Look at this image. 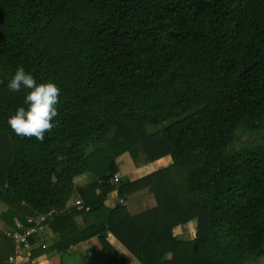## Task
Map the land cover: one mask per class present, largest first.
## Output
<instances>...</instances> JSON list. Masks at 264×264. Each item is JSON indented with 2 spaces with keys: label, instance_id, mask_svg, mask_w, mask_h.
Returning a JSON list of instances; mask_svg holds the SVG:
<instances>
[{
  "label": "trees",
  "instance_id": "16d2710c",
  "mask_svg": "<svg viewBox=\"0 0 264 264\" xmlns=\"http://www.w3.org/2000/svg\"><path fill=\"white\" fill-rule=\"evenodd\" d=\"M238 127L264 129V0H0L3 224L48 213L54 249L95 237L104 264H129L108 233L139 264H245L264 245V141L231 149ZM125 152L171 162L111 183ZM113 190L154 205L108 207Z\"/></svg>",
  "mask_w": 264,
  "mask_h": 264
},
{
  "label": "crops",
  "instance_id": "0c3cea01",
  "mask_svg": "<svg viewBox=\"0 0 264 264\" xmlns=\"http://www.w3.org/2000/svg\"><path fill=\"white\" fill-rule=\"evenodd\" d=\"M170 162V157L165 155L154 161L139 163V165L135 166V163L132 162L129 155L125 152L116 158V173L119 174V178H136L140 175L150 173L157 168L164 167ZM119 166H123L122 171L118 169ZM92 179V176L88 173L79 174L72 178V194L66 201V207L73 206V201L79 199L78 190L90 183ZM117 198L120 197H118L116 191L113 190L107 194L104 204L108 207H113L117 203ZM122 200L124 201L123 205L130 214H136L154 205L153 197L144 190L132 193ZM4 209V204L0 203V212ZM7 226L8 225L0 221L1 231ZM195 227V219H190L180 228H177L174 235L180 239H192L195 233ZM31 240L42 241L46 244V247L40 249L34 246L30 251L26 252L23 257L24 264H104L108 259L106 252L99 251V244L95 237L80 241L70 246L69 249L64 252H58L54 249V245L58 241V235L50 231L47 223L31 237ZM106 240L129 264H139L111 234L108 233L106 235ZM9 247H11V251L9 252V254H11L13 248L11 242L9 243ZM4 263H6V260Z\"/></svg>",
  "mask_w": 264,
  "mask_h": 264
},
{
  "label": "built area",
  "instance_id": "2783aa9c",
  "mask_svg": "<svg viewBox=\"0 0 264 264\" xmlns=\"http://www.w3.org/2000/svg\"><path fill=\"white\" fill-rule=\"evenodd\" d=\"M119 174L114 173L110 179L111 183L118 180ZM97 192V189L95 190ZM117 203L124 204L122 198H117ZM73 206L82 208L79 199L73 201ZM83 209L87 210L88 207ZM47 214L27 215L23 219L13 218L12 224L2 230L3 235L11 242L13 248L11 254L6 258V263L9 264H24L23 257L26 252L30 251L34 246L44 249L46 244L42 241H32L33 237L40 228L46 224Z\"/></svg>",
  "mask_w": 264,
  "mask_h": 264
},
{
  "label": "rangeland",
  "instance_id": "374dc122",
  "mask_svg": "<svg viewBox=\"0 0 264 264\" xmlns=\"http://www.w3.org/2000/svg\"><path fill=\"white\" fill-rule=\"evenodd\" d=\"M167 123V121L165 122ZM165 123L163 124H158V125H148L146 127L147 130H156L160 127H162ZM258 139L263 140L264 141V129H259V130H249V129H245V128H237L233 137H232V141L230 144L231 149H239L240 147H242L243 145H246L248 143H251L252 141H257ZM139 165L138 164H135ZM118 169L120 171L123 170V166H119ZM0 232L2 233V231L0 230ZM4 246H6L4 244ZM7 252L6 251H2L0 252V259H4L6 256ZM245 264H264V245L260 247L259 251L255 254V256L248 261Z\"/></svg>",
  "mask_w": 264,
  "mask_h": 264
},
{
  "label": "water",
  "instance_id": "95a60500",
  "mask_svg": "<svg viewBox=\"0 0 264 264\" xmlns=\"http://www.w3.org/2000/svg\"><path fill=\"white\" fill-rule=\"evenodd\" d=\"M58 171H60V169L58 168ZM5 264H9V263H5Z\"/></svg>",
  "mask_w": 264,
  "mask_h": 264
}]
</instances>
